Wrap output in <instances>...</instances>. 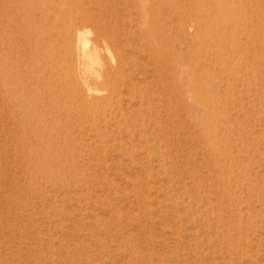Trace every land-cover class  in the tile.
Instances as JSON below:
<instances>
[{"label": "rangeland", "instance_id": "1", "mask_svg": "<svg viewBox=\"0 0 264 264\" xmlns=\"http://www.w3.org/2000/svg\"><path fill=\"white\" fill-rule=\"evenodd\" d=\"M139 1L0 0V264H264V0Z\"/></svg>", "mask_w": 264, "mask_h": 264}, {"label": "bare ground", "instance_id": "2", "mask_svg": "<svg viewBox=\"0 0 264 264\" xmlns=\"http://www.w3.org/2000/svg\"><path fill=\"white\" fill-rule=\"evenodd\" d=\"M147 1H149V5L151 4V3H154V2H157L158 3V5H166L165 4V2L166 1H168V0H140L139 1V8H140V11H141V13L144 15V20H146V19H149V24H151V22H152V24L151 25H147V23H144L145 25H147L148 26V31H145V30H140V35H141V37H143L145 40H150V38H152L155 34H156V31H155V27H156V24H155V14H154V11L153 10H148L147 11V9H146V2ZM165 9V8H164ZM219 9V8H218ZM86 34L88 33V32H85ZM89 34V33H88ZM88 37V36H87ZM80 40H81V38L80 37H77V43H79L80 42ZM82 40H84V38L82 39ZM83 42H85V41H82L81 43H83ZM91 42V41H90ZM86 43V42H85ZM89 45V44H88ZM88 45H86L85 46V44H84V46H85V48L88 46ZM83 47V46H82ZM96 47V46H95ZM84 48V47H83ZM96 50L97 49H95L94 47L92 48V46L91 47H89V48H87L86 50H84V58L85 59H87V60H89V62L91 63V65L92 64H95V62H96V59L98 58V55H97V52H96ZM83 51V50H82ZM106 53H108V52H106ZM166 55V57H168V55L167 54H165ZM164 56H163V54L161 55V58H160V61H163V58ZM83 59V58H82ZM165 61V60H164ZM91 69V68H90ZM92 70V69H91ZM111 79H112V77H111V75H109L108 77H107V80H106V83L108 84V85H111L113 82V80L111 81ZM88 92L90 93V89L88 90Z\"/></svg>", "mask_w": 264, "mask_h": 264}]
</instances>
